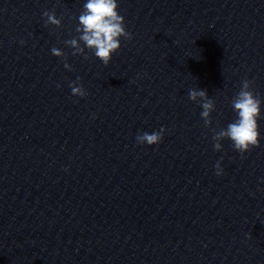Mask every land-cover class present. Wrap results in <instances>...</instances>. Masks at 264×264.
Returning <instances> with one entry per match:
<instances>
[{
  "label": "clouds",
  "instance_id": "1",
  "mask_svg": "<svg viewBox=\"0 0 264 264\" xmlns=\"http://www.w3.org/2000/svg\"><path fill=\"white\" fill-rule=\"evenodd\" d=\"M117 0H87L83 6V11L79 15V24L76 29L80 33L78 38L65 41L73 49V55L84 54L85 48L92 51L94 55L108 65L112 55L120 47V39H131V34L126 31L124 17L118 12ZM48 24L61 25V20L57 19L52 12H45ZM83 42V47L81 46ZM52 54L57 57H63L64 53L57 48H53ZM66 68L70 65L65 64ZM79 79V78H78ZM74 96L84 97L86 92L82 85L77 86L76 82L70 85ZM251 82L244 80L239 93L232 100V108L236 113L234 122L229 123L226 129H222L213 136L214 148L219 151L222 145L218 142L220 139L231 140L234 148L241 154L250 151L259 146L260 132L258 120L261 118L262 101L253 93ZM201 99L203 111L201 116L205 125L210 124V113L214 110V101L207 98L203 90H190L189 98L192 101ZM164 129L152 133L144 132L137 135L136 140L139 144L156 145L163 138ZM217 175L222 174L219 162L216 165Z\"/></svg>",
  "mask_w": 264,
  "mask_h": 264
}]
</instances>
